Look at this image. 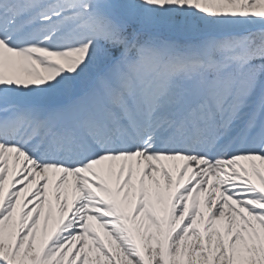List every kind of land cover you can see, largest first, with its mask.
Listing matches in <instances>:
<instances>
[{"label": "snow or ice", "instance_id": "snow-or-ice-1", "mask_svg": "<svg viewBox=\"0 0 264 264\" xmlns=\"http://www.w3.org/2000/svg\"><path fill=\"white\" fill-rule=\"evenodd\" d=\"M0 264H264V0H0Z\"/></svg>", "mask_w": 264, "mask_h": 264}, {"label": "bare ground", "instance_id": "bare-ground-1", "mask_svg": "<svg viewBox=\"0 0 264 264\" xmlns=\"http://www.w3.org/2000/svg\"><path fill=\"white\" fill-rule=\"evenodd\" d=\"M9 179H11V177H9ZM31 207V206H30ZM44 212H47V205H45L44 207ZM43 223V215L41 216V224ZM51 223V222H50Z\"/></svg>", "mask_w": 264, "mask_h": 264}, {"label": "rangeland", "instance_id": "rangeland-1", "mask_svg": "<svg viewBox=\"0 0 264 264\" xmlns=\"http://www.w3.org/2000/svg\"><path fill=\"white\" fill-rule=\"evenodd\" d=\"M102 235H103V233H102Z\"/></svg>", "mask_w": 264, "mask_h": 264}]
</instances>
